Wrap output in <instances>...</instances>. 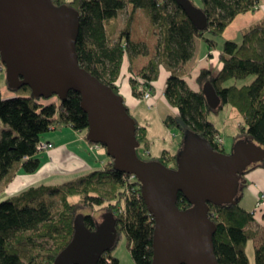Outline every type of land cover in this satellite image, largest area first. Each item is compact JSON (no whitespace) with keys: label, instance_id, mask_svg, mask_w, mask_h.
Segmentation results:
<instances>
[{"label":"trees","instance_id":"1","mask_svg":"<svg viewBox=\"0 0 264 264\" xmlns=\"http://www.w3.org/2000/svg\"><path fill=\"white\" fill-rule=\"evenodd\" d=\"M52 1L56 6H67L80 14L81 26L75 43L79 63L118 95L121 88L117 84L122 79L125 61L132 67L136 57L148 55L145 46L131 41L134 13L142 9L151 26L159 29L158 55L138 73V80H131L133 96L140 100L146 93L155 92L163 70L169 72L164 95L176 115H169L164 123L170 129H178L181 140L176 155L165 152L156 161L177 170L179 156L191 133L218 153L230 155L218 143L219 130L209 121V115L223 112L228 106L242 117L239 135L245 145L258 144L263 149V159L258 162L264 163V18L242 30L238 35L241 40L223 37L231 23L242 14L256 13L263 0H191L208 17L207 31L196 28L175 0ZM129 6L133 12L118 30L112 22ZM118 31V40L114 41ZM198 39L206 43L211 58L214 50L219 51V68L218 71L201 68L195 91L181 70L194 58ZM0 64L3 65L1 59ZM9 91L13 97L8 99L0 92V122L9 127L0 140V186L11 181L19 170L27 175L39 172L42 161L38 143L49 131L71 127L76 132L89 133V120L77 93L70 92L61 101L58 97L37 98L25 84L9 86ZM136 129L139 157L146 162L155 161L149 154L148 128L136 121ZM238 143L242 144L241 140ZM255 164L248 167L244 179ZM246 187L240 186L232 203L209 204V213L216 225L215 254L220 264H250L248 243L258 238L263 239L255 249V264H264V228L261 232L253 229L255 214L241 205ZM39 188L31 190L28 197L23 195L0 202V264H53L71 243L78 215H83L86 227L95 231L107 213H113L117 219L118 242L99 264H121L114 251L122 235L129 241L134 264L153 263L155 221L145 204L142 184L118 171L112 159L104 170L94 171L72 183ZM57 196L61 206L54 209L53 198ZM73 197L81 199L71 202ZM177 204L181 210L194 208L184 194L179 195ZM97 207L106 211L101 218L80 213L84 209L95 211Z\"/></svg>","mask_w":264,"mask_h":264},{"label":"water","instance_id":"2","mask_svg":"<svg viewBox=\"0 0 264 264\" xmlns=\"http://www.w3.org/2000/svg\"><path fill=\"white\" fill-rule=\"evenodd\" d=\"M196 28L208 30V17L191 0H175ZM81 16L52 0H0V58L10 87L26 85L37 98L66 100L80 95L89 120L87 141L106 148L121 173L135 176L155 231L152 264H220L215 254L216 225L209 204L234 202L244 173L262 160L263 149L240 144L230 155L218 153L195 134L188 135L178 169L143 161L138 153L136 120L125 97L99 81L79 63L76 41ZM180 194L194 205L181 210ZM95 231L76 217L75 235L53 264H99L118 242V224L107 213Z\"/></svg>","mask_w":264,"mask_h":264},{"label":"crops","instance_id":"3","mask_svg":"<svg viewBox=\"0 0 264 264\" xmlns=\"http://www.w3.org/2000/svg\"><path fill=\"white\" fill-rule=\"evenodd\" d=\"M73 1V0H69ZM250 15L252 14H242L238 17L233 23L230 24V27L225 31L223 34L224 39L226 40H236L237 39V32L241 30V28H249L252 26V23H256L264 18V14L262 17L260 16L257 20H251ZM250 17V18H249ZM197 50V49H196ZM210 51V50H209ZM219 52L218 50H215ZM209 57V53L207 56L198 58L196 51L194 55V60L197 58L198 60L202 61L203 59ZM216 59V58H215ZM211 62V61H209ZM209 62H206L202 66L211 67L213 70L218 71L219 68V59L214 60V65ZM207 65V66H204ZM2 67V64H0ZM135 68V65L133 66ZM202 67V68H203ZM133 69V73L136 71ZM3 71L0 69V72ZM197 71V70H196ZM125 72L123 71V76L119 85L122 84V91L121 95L125 97L126 105L129 107V110L132 113L136 112L137 106L141 103V100L133 96L132 94V86L129 85L127 76H125ZM132 73V72H131ZM132 73V74H133ZM199 73V72H198ZM196 74V73H195ZM193 76L188 78L190 79L197 78ZM169 77V72L162 71V75L160 80L156 83V96L157 98V106L155 109L159 111L163 105H168L165 98L162 97V92L164 88L167 86L166 82ZM187 81V80H186ZM193 90L197 91V85H192L191 82H188ZM196 81V79H195ZM197 83V82H196ZM1 95L8 99L12 98L13 95L11 91L8 89H0ZM135 107V108H134ZM134 108V110H132ZM154 109V110H155ZM156 110L154 112H156ZM157 117H160V120H163L165 117L160 116V114H156ZM9 127L5 124L0 122V140L3 137V132L8 130ZM62 130L59 132L51 133L50 136L45 140L46 143L54 144V149L45 151L44 154L47 156L46 159L42 161L41 158V169L36 174L30 175L25 174L22 170L17 171L15 177L11 181H6L0 186V202L7 201L10 199L18 198L19 196H26L29 192L33 189H40L39 187H61L64 184L72 183V181H76L84 176H88L89 174L94 173V171H101L104 170L105 166L109 164L111 158L105 153H101L103 151L102 148H95L91 145L90 142L87 141V134L85 135L84 132H76L71 127H64L61 128ZM67 130L68 133L64 132ZM148 130V137L151 141V157L153 159H159L163 156L165 152H168L171 155H176L178 150L174 149V147H167L163 146V142H167L169 139L168 132H157L156 130ZM55 131V130H52ZM61 132H63L61 134ZM70 132V133H69ZM56 140L59 144L55 143ZM159 143V148L157 151L155 150V145ZM179 145V144H178ZM94 147V148H93ZM154 148V150H153ZM167 148V149H164ZM226 148V147H225ZM99 154H97V153ZM246 179H248L247 187L243 191L241 205L249 212H253L255 214V224H253V229L259 230L260 232L264 228V208L260 210L257 209V202L260 194L264 192V169L262 167L256 168L254 166L253 169H250L248 172ZM29 196V195H28ZM26 196V197H28ZM263 238H258L254 241L255 246L261 245ZM250 243V242H249ZM248 243V248H249ZM247 248V255L249 256L250 264L253 263V259H255L254 252H248ZM251 253V254H250ZM118 259L119 257L116 256ZM120 261V259H119ZM255 262V261H254ZM122 263V262H121Z\"/></svg>","mask_w":264,"mask_h":264},{"label":"rangeland","instance_id":"4","mask_svg":"<svg viewBox=\"0 0 264 264\" xmlns=\"http://www.w3.org/2000/svg\"><path fill=\"white\" fill-rule=\"evenodd\" d=\"M262 2H263V4H262L261 8L256 13H252V15H250V17H251L250 22L252 20L259 19L260 16L262 17V15L264 14V0ZM131 12H133V8H132V6H129L124 11L120 12L119 17L115 21L112 22L113 24L115 23L118 26V30H120V28H123L125 26ZM248 14H251V13H248ZM133 19H134V21H133L132 27H131V30H132L131 41H134L135 43L140 44L142 46H145L147 48L148 55H143V56H139V57L135 58V60L133 62V64L135 65V68L134 67L133 68L136 71V73H133V69H132L129 61L128 60L125 61L126 67H125L124 72L126 70H128V72L125 73L126 74L125 76H127V79H128L127 83L129 85H131L132 79H134V78L135 79L137 78V80L139 79L138 73L141 70H143L144 67H146L150 63L151 59L155 58L158 55L159 44L161 42L159 29L153 28L151 26L150 19L146 16L145 12L142 9L137 10L134 13ZM244 29H246V27L241 28V30H239L237 32V36ZM118 36H119V31L116 33V35H114V37H113L114 41L118 40ZM238 40H241V37H239ZM219 42L220 43L223 42V37H221L219 39ZM195 49H197L196 54H197L198 58L207 56L209 53L208 46L206 45V43L203 40L201 41L200 39H198L196 41ZM212 53H213L212 58L209 56V57L203 59L202 61L195 58V60L192 59L190 62H188V64L185 65L183 67V69L181 70V72H183V74H184V79L188 81V78L193 76V74L196 73L199 75V73H198L199 70L203 67L202 65L205 64L206 62L211 61L208 64L211 63L212 65H214V60L217 59L218 52L214 50ZM204 66H207V65H204ZM0 69L3 70L0 72V89H8L10 85L8 83V80H7V71H6L5 67H3V65H2V67H0ZM196 74L194 75L195 77L197 76ZM195 79L196 78L190 79L188 82H191L192 85H197ZM245 83H249V80H248V82H245ZM239 84L242 85L243 83H239ZM117 85L120 86L121 91H122V84L119 85V83H118ZM165 90H166V87L164 88L161 95L163 98L166 99V97L164 95ZM156 91H157V88H155L154 93L148 92V94L151 96L150 100H147L145 98V96L143 98H141L140 99L141 103L137 106L138 108H137V110H135L136 112L132 113L131 116L134 119H136V121L138 122V124L140 126L146 128V129L150 128L151 130L152 129L156 130L159 133L163 132V131L165 133L168 132L170 134L169 139L167 140V142L162 143L163 146L165 145L169 148L171 146V147H174V149L178 150L177 149L178 144L180 143V140H181V138H179L180 132L178 131V129H170V128L166 127L165 123H164V119L168 118L169 115H174V116L176 115V110L173 107H171L169 104L168 105L164 104L163 105L164 107H161V109H159V111H157L155 109V107L157 106V98L159 96L158 97L156 96ZM155 97H157V98H155ZM134 108L132 110H134ZM154 109L156 110V112H154L155 111ZM158 113L160 114V116H162V117L164 116L165 118L163 120H160V117L156 116V114H158ZM209 121L211 123L213 122L216 125V127L220 133L219 137L223 141V143H221L220 145H223L224 147H226V150L229 154L236 151V148L238 147L237 146L238 142L240 140H241L242 144H245V141H243L244 138L241 135H239L240 125L243 123V120H242L240 113H238L236 109H232L231 107L227 106L223 110V112L212 113L211 115H209ZM61 130L62 129L55 130V131H49L48 134H45L42 137V142L46 143L45 140L48 138V136H50L51 133L59 132ZM64 132L68 133L67 130H64ZM62 133L63 132H61V134ZM84 133L86 135L88 132L85 131ZM54 141H55V143L59 144L56 140H54ZM91 145L93 146V145H97V144L92 143ZM256 145H258V144H256ZM98 147L102 148L103 151H100L101 153H103V154L105 153V155L106 154L108 155V152L106 151L105 147L103 148L102 146H99V145H98ZM158 148H159V143L157 145H155V150L157 151ZM164 149H167V148H164ZM153 150H154V148H153ZM44 152H39V155L42 156L41 157L42 161L47 158V156L44 154ZM178 152H179V150H178ZM97 154H99V153H97ZM149 154L151 155V152ZM156 160H158V159H155V161ZM255 167L256 168L262 167L264 169V163L258 162L257 164H255ZM80 199L81 198H79V197H73L70 200H71V202H79ZM53 200H54L53 206L55 207L54 209H58V207L61 206V201H60L59 197L58 196L54 197ZM80 213H82V214H85V213L86 214H93V215H95V217L101 218L102 215H104L106 213V211H104L100 207H97V209H95V211H92L91 209H84V211H80ZM256 247L257 246H255L254 241H251L249 243L248 252H251V251L254 252ZM114 254L119 257L120 261L122 262L121 264H134V261H133L132 256H131V250H129V241H128V239H126L125 235L121 236L119 245L117 246L116 250L114 251ZM254 255H255V252H254ZM254 261H255V259H253V263L255 264L256 261L255 262Z\"/></svg>","mask_w":264,"mask_h":264},{"label":"built area","instance_id":"5","mask_svg":"<svg viewBox=\"0 0 264 264\" xmlns=\"http://www.w3.org/2000/svg\"><path fill=\"white\" fill-rule=\"evenodd\" d=\"M145 98L147 99V100H150L151 99V96L148 94V93H146L145 94ZM218 143L219 144H221V143H223V141H222V139L219 137L218 138ZM39 145H38V151L39 152H44V151H49V150H52V149H54V144H52V143H45V142H40V143H38ZM95 148H100V147H98V145H93ZM131 176V175H130ZM132 177V179H136V177L135 176H131ZM258 203H257V209L258 210H260V208L261 209H263L264 208V192H262L261 194H260V197L258 198Z\"/></svg>","mask_w":264,"mask_h":264},{"label":"bare ground","instance_id":"6","mask_svg":"<svg viewBox=\"0 0 264 264\" xmlns=\"http://www.w3.org/2000/svg\"><path fill=\"white\" fill-rule=\"evenodd\" d=\"M98 145V144H97ZM99 146H101V145H99Z\"/></svg>","mask_w":264,"mask_h":264},{"label":"flooded vegetation","instance_id":"7","mask_svg":"<svg viewBox=\"0 0 264 264\" xmlns=\"http://www.w3.org/2000/svg\"><path fill=\"white\" fill-rule=\"evenodd\" d=\"M247 186V185H246ZM240 189V188H239ZM103 218V217H102Z\"/></svg>","mask_w":264,"mask_h":264}]
</instances>
